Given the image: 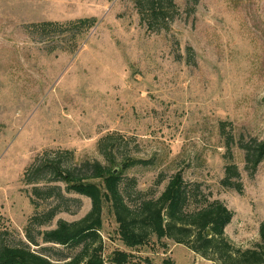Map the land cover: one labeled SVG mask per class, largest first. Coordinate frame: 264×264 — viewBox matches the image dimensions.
<instances>
[{
  "label": "rangeland",
  "instance_id": "374dc122",
  "mask_svg": "<svg viewBox=\"0 0 264 264\" xmlns=\"http://www.w3.org/2000/svg\"><path fill=\"white\" fill-rule=\"evenodd\" d=\"M173 2L166 21L150 29L135 0H0V248L30 249L59 264L79 255L80 247L44 243L41 232L82 220L91 200L59 184L68 203L50 224L31 227L32 243L29 196L45 183L30 184L25 173L44 155L68 168L111 167L100 146L117 172L142 161L123 170V179L135 180L131 200L139 192L158 197L181 173L198 186L199 206L217 200L233 212L231 243H262L264 159L252 173L240 144L264 141V0ZM85 18L97 20L85 36L70 28L28 33L34 24ZM233 164L243 195L221 183ZM38 204L40 215L55 205L44 197ZM100 236L106 264L118 252L129 264H218L168 238L125 246L109 207Z\"/></svg>",
  "mask_w": 264,
  "mask_h": 264
},
{
  "label": "trees",
  "instance_id": "16d2710c",
  "mask_svg": "<svg viewBox=\"0 0 264 264\" xmlns=\"http://www.w3.org/2000/svg\"><path fill=\"white\" fill-rule=\"evenodd\" d=\"M193 1L199 2V0ZM135 4L143 21L148 23L150 29H153L158 21H166L170 8L174 7L173 0H135ZM96 24L97 20L92 18L79 19L66 24L43 22L31 25L28 33L33 37H50L61 35L62 29L70 28L79 30V35L85 36ZM229 145L227 140V147H230ZM240 145L245 151L247 167L252 165V173H255L264 159V141L254 140L252 144ZM100 149L111 167L99 162H87L81 167L68 168L63 165L61 159H51L44 155L38 157L27 169L26 182L45 183L43 187L35 186L29 196L35 208V214L30 218L27 227L30 242L35 243L31 237V227L35 224L39 226L50 224L62 205L68 203L59 185L64 184L66 193L89 198L92 209L82 220L59 221L56 228L41 232L44 243L64 248H81L77 257L62 264H106L100 231L103 227V213L107 207L116 218L122 242L129 248L148 245L151 238L155 236L158 240L171 239L204 259L218 264H264V222L260 228L262 243L252 249L235 246L226 236V228L233 219V212L217 200H206L199 206L194 201L199 195L198 186L186 183L181 173L172 176L166 189L158 197L139 192L136 200L133 201L128 190L131 185H135V180H125L122 174L125 168L142 164V161L128 160L117 172L116 159L112 157V154H107L103 146H100ZM240 178L237 166L228 165L225 167L222 186L243 195L244 186ZM129 181L132 184L126 185L125 182ZM43 197L52 199L55 205L40 215L38 201H41ZM194 204L198 207L192 208ZM208 230L211 231L210 235ZM129 260L128 254L118 252L117 257L111 262L129 264ZM0 264L59 263L30 249L1 246Z\"/></svg>",
  "mask_w": 264,
  "mask_h": 264
},
{
  "label": "water",
  "instance_id": "95a60500",
  "mask_svg": "<svg viewBox=\"0 0 264 264\" xmlns=\"http://www.w3.org/2000/svg\"><path fill=\"white\" fill-rule=\"evenodd\" d=\"M208 234H209V235L211 234V231H210V230H208Z\"/></svg>",
  "mask_w": 264,
  "mask_h": 264
},
{
  "label": "crops",
  "instance_id": "0c3cea01",
  "mask_svg": "<svg viewBox=\"0 0 264 264\" xmlns=\"http://www.w3.org/2000/svg\"><path fill=\"white\" fill-rule=\"evenodd\" d=\"M227 231V230H226Z\"/></svg>",
  "mask_w": 264,
  "mask_h": 264
}]
</instances>
